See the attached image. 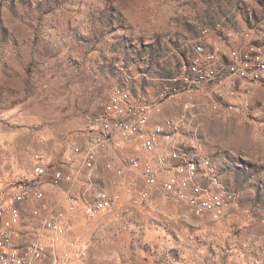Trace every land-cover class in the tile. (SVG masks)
<instances>
[{"label": "rangeland", "instance_id": "1", "mask_svg": "<svg viewBox=\"0 0 264 264\" xmlns=\"http://www.w3.org/2000/svg\"><path fill=\"white\" fill-rule=\"evenodd\" d=\"M246 30L241 54L255 46L264 60V0H0V162L12 176L22 175L1 192L35 178L37 153L45 155L49 175L63 169L65 155H74L71 142L85 138L89 118L120 88L135 106L153 107L150 133L166 118L181 120L174 144L161 139L169 149L151 158L160 143L151 163L163 166L160 157L175 145L211 159L199 179L204 204L214 206L219 196L226 205L215 221L211 210L161 192L145 201L142 174L130 186L97 175L103 164L117 175L115 158L129 157L124 150L100 153L91 178L74 177L75 163L72 182L53 187L43 180L47 199L66 209V218L75 212L42 264L61 258L68 264H264V86L246 82L247 92L228 78V90L240 92L226 98L235 108L207 95L160 103L166 88L230 67L239 50L235 36ZM188 103H194L190 112L183 109ZM9 149L17 161L8 160ZM212 175L218 182L210 187ZM103 190L116 203L101 212ZM25 219L31 239L36 234L50 244L39 218Z\"/></svg>", "mask_w": 264, "mask_h": 264}, {"label": "built area", "instance_id": "2", "mask_svg": "<svg viewBox=\"0 0 264 264\" xmlns=\"http://www.w3.org/2000/svg\"><path fill=\"white\" fill-rule=\"evenodd\" d=\"M246 30L241 34V38L235 36L234 43H239L237 60L233 64L223 69L220 74H214V80L199 85H186L181 82L178 90H173L169 96L164 99H172L173 94H180L183 97L197 99L200 95H207L216 99L213 103L225 101L224 105L233 106L226 98L234 95L238 87H244L246 82L252 81V74H261V82H256V86H264V67L262 61L260 65H253V56H258V48L253 46L249 54H241V47L245 43L247 35ZM206 40V34L204 36ZM210 50H207V52ZM226 52V48L224 50ZM227 54V53H226ZM197 61H201L197 59ZM238 78V85L235 90H228L227 79ZM108 101H114L112 96H108ZM117 104H123L116 101V108H110V115H101L95 113L89 118L88 131L82 141H72L71 148H74V155H68L63 161V169L52 171L48 182L53 187H60L64 181L72 182L73 169L75 163H83L85 154L111 153L113 151L124 150L125 143L131 141H140V149L146 154H152V146L155 144V138L150 134L147 128H140V121H147L148 114L153 109H145L144 102L136 104V110L133 112L117 111ZM234 107V106H233ZM235 108V107H234ZM176 121H171L170 128L174 130ZM45 155L37 153L35 161L37 166L34 169L35 178L29 182L21 184L15 192L8 195H0V264H24L28 254L33 252L38 246V239H31V225L25 216L41 215V212H48V219L53 216L64 215L66 218V209H60L56 204L47 199L46 193L41 189L43 180L48 177L49 167L45 164ZM118 160L120 176H123L127 169H138L141 166V159L136 156L115 158ZM105 169V164H103ZM68 172L69 174H65ZM143 176H149V183L145 184L147 189L142 193V199L148 200L152 195V189L159 188L164 195H172L173 198L185 203H191V208L197 211L211 210L213 220H219V216H224L226 205L212 206L202 204L194 196H178L176 190H170L171 166H155L150 158L143 164ZM101 212L109 210L116 203V199H111L106 191L103 190ZM9 202H16L15 212H8ZM67 204H73L70 198H66ZM47 219V221H48ZM46 232L47 229H42ZM11 237H18V248H11ZM67 264V262H64Z\"/></svg>", "mask_w": 264, "mask_h": 264}, {"label": "bare ground", "instance_id": "3", "mask_svg": "<svg viewBox=\"0 0 264 264\" xmlns=\"http://www.w3.org/2000/svg\"><path fill=\"white\" fill-rule=\"evenodd\" d=\"M230 36V35H229ZM195 51L197 53H202L203 49L201 46L195 47ZM249 52L244 54H249ZM233 57L237 60V53H232ZM210 63H215V57L210 56L209 57ZM260 61L263 63L264 67V60L260 55L253 56V65H260ZM203 71V70H202ZM214 74H218L216 70L209 69L205 71L202 74H199L194 77V79L187 78L185 79L186 85H199L202 83L210 82V80H214ZM193 78V77H192ZM238 79V78H237ZM178 81V80H177ZM252 81L250 82L252 84H255L256 82H261V74H252ZM234 85V83L232 84ZM179 86V85H178ZM178 86H175L173 88H166L160 93V103L164 102V99H166L167 96L170 95V93L173 90H178ZM251 85L246 86L242 89L248 92ZM235 90V89H233ZM236 93H240L237 90H235L234 95ZM112 99L114 101H109L108 105L99 112L101 115H110V108H116V101H121L123 104H117V111L118 112H125V105L126 104V112H133V110H136V106L133 104L131 94L124 90L117 88L115 89L112 94ZM178 98L181 100L180 94H173L172 99ZM187 99H192L191 97H183L182 102H184ZM194 103H188L183 108L186 112H190L193 108ZM160 105V104H159ZM155 107V106H154ZM214 109L217 110L218 106L213 105ZM145 109H153V107L144 106ZM155 110L159 111L160 107L158 106L155 108ZM153 111V110H151ZM150 111V113H151ZM240 113V112H239ZM171 121H176V124H174V130L170 128V118H166L163 123L157 124L154 127V130L150 133L153 135V138H155V144L152 146V152L155 151V148L161 143V139H164V141L167 144H174V131L177 130L179 124L181 123V120H176L174 118H171ZM148 131L150 128V116L148 114L147 121H140V128H147ZM72 153H74V148H71ZM100 153L95 154H85L84 156V162L80 163L79 166V174H85L89 178H91L94 174L93 165L96 163L97 159L99 158ZM160 162L162 165H165L166 163H172L171 166V183H170V190H176L178 196H185L191 195L194 196L195 199H198L202 204H204L203 200V193L205 192L204 188L199 183V179L205 173L211 166L212 161L211 159L204 157L200 155L198 152L190 151L186 149L185 147H177L172 146V152L168 157L162 156L160 157ZM114 166L116 167V173L118 176H120L119 167H118V160L116 159ZM145 184L149 183V176H143ZM210 181V187L217 184L218 179L212 175L209 178ZM103 193H100L99 199L102 201L101 196ZM169 197H172V195H166ZM213 203L214 206H224L225 204L222 201V198L219 196L213 197ZM191 206V203H187ZM16 209V202H9L8 204V212H15ZM35 217L39 218V223L41 225L42 229H47L46 233H49L51 237L50 244L45 243L41 237L37 236L35 234V237L32 239H38V246L28 254L27 259L24 260V264H41L44 260L45 256H47L48 251L50 249H53L56 241L61 238L62 231L64 230L66 220L64 215H56L53 216V219H48V212H41V215H36ZM221 216H219L220 218ZM48 219V221H47ZM10 246L11 248H18V237H11L10 239ZM64 262H67L65 259L56 260V264H64Z\"/></svg>", "mask_w": 264, "mask_h": 264}, {"label": "crops", "instance_id": "4", "mask_svg": "<svg viewBox=\"0 0 264 264\" xmlns=\"http://www.w3.org/2000/svg\"><path fill=\"white\" fill-rule=\"evenodd\" d=\"M164 114H166L165 112H164ZM163 116H165V115H163ZM162 116V117H163ZM160 118V117H159ZM151 124V123H150ZM178 139H179V137H178ZM180 140V139H179ZM3 142H5V145L6 144H9V146L10 145H13V144H16V145H20L21 144V141H3ZM182 142H184V141H182ZM168 149H169V147H168V145H166L165 143H161L160 144V146L158 147V149L156 150V152H155V154L153 155V156H151V158H155V157H157V155H159L161 152H165V151H168ZM70 152V151H69ZM118 152H121V151H118ZM127 154L128 156H133V155H136V156H138L140 159H141V166H140V168H138V169H127L126 170V172H125V174L123 175V176H117L116 174H114L113 172H108V171H106V170H104V169H100L99 171H97L98 172V174L97 175H99V173L101 172L105 177H107L106 179H109V177H110V179H112V181H111V183L115 186V184L116 185H120V186H130L131 185V183L132 182H135L136 181V179L139 177V176H141V174H142V172H143V164H144V162L146 161V159H148V158H150L149 157V155L148 154H146L144 151H142L141 149H140V141H131V142H128V143H125V145H124V152H122V154ZM68 154H70V153H67L66 155H65V158L67 157V155ZM7 155L9 156L8 157V160H14V161H17V158L11 153V151H10V149H9V151L7 152ZM64 158V159H65ZM156 161V160H155ZM6 166L5 165H3L2 164V162H0V194L1 195H4V194H6V195H8V194H11V193H13V192H15L16 191V188L12 191V192H9V193H7L6 191H2L1 192V187L3 186V185H6L7 183H9V182H12L13 180H18V179H20L21 177H22V175H21V173H20V171H15V175L14 176H12L13 174H12V172L10 171V172H7L6 171V168H5ZM102 167V166H101ZM102 170V171H101ZM101 173H100V175H101ZM67 174H69L68 172H67ZM94 174H95V171H94ZM74 177H76V176H79V175H81V174H79L78 172H75L74 173ZM96 176V175H95ZM143 176V175H142ZM141 176V177H142ZM50 175H48V177H46V180H50ZM86 177V176H85ZM74 183H75V181H74ZM106 183V187L108 186V188H110V184H108V182L106 181L105 182ZM93 183H86V188H88V189H91L92 187H93ZM71 191H72V189H71ZM108 191V190H107ZM109 192V191H108ZM154 192H161V190L159 189V188H154V189H152V193H154ZM72 193H73V191H72ZM111 193V192H110ZM162 193V192H161ZM74 194V193H73ZM75 195V194H74ZM113 195V194H112ZM51 199L53 200H55V202L57 203L58 202V204H60L59 202H61V200L59 201L57 198H52L51 197ZM53 200V201H54ZM185 203V202H184ZM188 205V204H187ZM189 206V205H188ZM69 207H70V205H69ZM75 212V211H74ZM73 212V213H74ZM73 213H68V216H67V223L70 225V222L72 223V219H71V215L73 214ZM49 236V235H48ZM64 237V236H63ZM63 237H61V238H59L57 241H56V244H55V246H54V249H56V245L60 242V240L61 239H63ZM51 241V237H49V241L48 242H50ZM57 251V250H56ZM54 255V254H53ZM55 256V255H54ZM62 259V258H61ZM54 264H56V261H54L53 262ZM42 264V263H41Z\"/></svg>", "mask_w": 264, "mask_h": 264}]
</instances>
